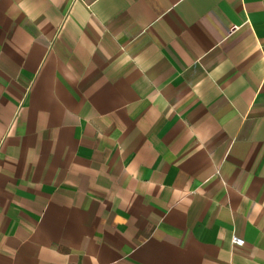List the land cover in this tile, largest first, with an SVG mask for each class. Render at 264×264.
Instances as JSON below:
<instances>
[{
  "label": "crops",
  "instance_id": "0c3cea01",
  "mask_svg": "<svg viewBox=\"0 0 264 264\" xmlns=\"http://www.w3.org/2000/svg\"><path fill=\"white\" fill-rule=\"evenodd\" d=\"M0 264H264V0H0Z\"/></svg>",
  "mask_w": 264,
  "mask_h": 264
},
{
  "label": "built area",
  "instance_id": "2783aa9c",
  "mask_svg": "<svg viewBox=\"0 0 264 264\" xmlns=\"http://www.w3.org/2000/svg\"><path fill=\"white\" fill-rule=\"evenodd\" d=\"M231 243L233 246H241L244 243V240L241 237L233 234L231 237Z\"/></svg>",
  "mask_w": 264,
  "mask_h": 264
}]
</instances>
